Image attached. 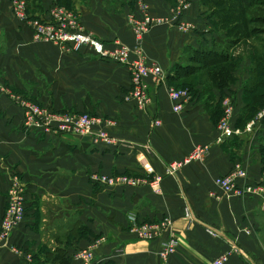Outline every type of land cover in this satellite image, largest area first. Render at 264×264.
<instances>
[{
    "label": "crops",
    "instance_id": "0c3cea01",
    "mask_svg": "<svg viewBox=\"0 0 264 264\" xmlns=\"http://www.w3.org/2000/svg\"><path fill=\"white\" fill-rule=\"evenodd\" d=\"M57 1L77 10L80 24L105 47L112 49L115 40L136 45L129 19L141 12L134 11V0ZM175 1L147 0L153 15L169 21L144 37L145 54L166 71V81L147 79L152 101L142 109L129 97L127 65L97 54L89 43L67 50L34 40L10 0H0V75L18 97L0 93V224L15 178L25 187L27 207L10 239L18 251L0 248V264H85L73 254L96 242L92 264H210L223 255L224 264H264V121L252 133L221 141L218 128L225 99L233 100L239 123L251 109L257 112L250 120L264 109V47L222 29L225 11L215 2L221 0H188L180 12ZM53 3L36 0L31 13L48 18ZM182 22L190 29L181 30ZM192 49H225L232 80L217 87L207 78L208 67L188 73L197 78L187 88L191 98L175 111L169 89L180 80L170 78L174 66H202L191 54L185 57ZM24 99L112 119L108 131L119 142L33 131L25 125ZM155 119L160 124L152 127ZM187 158L176 174L168 172L169 164ZM239 163L248 170L247 182H262L260 194L223 193L216 179ZM100 175L145 183L107 185ZM157 177L158 191L149 184ZM186 206L192 219L185 218ZM164 218L171 221L168 229L141 238L138 226ZM172 236L179 246L164 260L161 251Z\"/></svg>",
    "mask_w": 264,
    "mask_h": 264
},
{
    "label": "built area",
    "instance_id": "2783aa9c",
    "mask_svg": "<svg viewBox=\"0 0 264 264\" xmlns=\"http://www.w3.org/2000/svg\"><path fill=\"white\" fill-rule=\"evenodd\" d=\"M176 2L175 9L179 12L184 11L189 6L188 0H176ZM10 5L16 19L28 24L32 28L34 40L53 42L67 50L79 49L82 44L89 43L97 54L107 55L115 61L127 65L131 78L129 97L134 99L142 109H145L152 101L147 79H151L155 84H162L166 81V71L158 63L148 60L142 43L145 35L152 28L165 24L169 19L153 15L148 10L147 0H136V6L138 5L137 9L141 12V15L139 17L130 15L129 19L136 38V45L131 47L120 40H115L112 49L105 47L102 43L93 39L91 34L77 20L74 11L63 7L57 2H54L49 8L48 18L38 15L32 18L28 13L25 0H10ZM179 28L183 31L189 30L190 24L182 22ZM0 93H5L14 99L18 98L7 87L1 75ZM169 93L174 103L173 109L175 111H181L184 104L191 98V92L187 88L178 89L171 87ZM21 105L24 111L25 125L33 131L51 132L60 135L92 136L95 140L108 145H115L119 142L108 131V127L113 123L111 119L89 113L78 114L69 111L51 110L27 99L22 100ZM234 113L235 104L233 100L231 98L225 99L223 101V114L218 124L220 141L242 136L244 133H252L255 131L257 121H264V109H262L244 127H239L233 124ZM159 124L160 120L155 119L152 122V127ZM190 159L187 158L185 161H175L169 164L168 172L176 174L177 170L185 162L190 161ZM247 179L248 170L243 163H239L228 174L219 176L216 182L225 195L245 197L254 194L258 195L263 191L262 182L250 183L246 181ZM97 180L107 185H137L145 183L139 179L125 175H100L97 177ZM159 183L160 177H157V181L149 184L158 191ZM25 196V187L20 183L19 179L15 178L7 193L8 203L0 224V248L10 246L13 250L18 251V249L11 246L10 239L15 227L26 218L27 207ZM192 217L193 213L190 207L186 206L185 218L192 219ZM130 219L135 222L136 216H131ZM170 224L169 218H164L159 223H143L138 226L139 235L143 239H153L168 229ZM97 246L98 242L92 244L90 247L78 249L74 252L73 257L84 261L85 264H92L95 259V249ZM178 246V239L174 236L170 237L161 251L162 259L168 260L170 255L177 250ZM226 259L227 256L223 255L210 264H224Z\"/></svg>",
    "mask_w": 264,
    "mask_h": 264
},
{
    "label": "rangeland",
    "instance_id": "374dc122",
    "mask_svg": "<svg viewBox=\"0 0 264 264\" xmlns=\"http://www.w3.org/2000/svg\"><path fill=\"white\" fill-rule=\"evenodd\" d=\"M25 1L29 15H31L32 18H35L36 15L31 13L32 11L31 8H32V3L35 2L36 0H25ZM54 2L58 3L57 0H54ZM215 2L218 3V7L222 11H225V13L223 14V23L221 26L222 29H224L225 31L226 30L230 31L231 37L252 39L255 43L257 42L258 49L262 50V47H264V0H254L253 7L244 10L241 8V6L237 5V2L235 0H221ZM134 5L136 6V0H134ZM137 6L134 11H138ZM63 7L67 9H71L72 11H77L65 5H63ZM148 7H149L148 10L151 12L152 9L149 3H148ZM240 11H244V12L241 13ZM0 40L2 42V37L0 38ZM142 45L144 48V43H142ZM189 54H192V52L190 50L186 51L185 57L188 58ZM222 67H228L229 69H231L232 65L227 64V65H223ZM196 80L197 78L195 77L189 79L188 77L184 78L179 82H177L175 85L176 87L174 88H178V89L183 87L190 88V86L193 85ZM262 107H264V104L262 105Z\"/></svg>",
    "mask_w": 264,
    "mask_h": 264
},
{
    "label": "trees",
    "instance_id": "16d2710c",
    "mask_svg": "<svg viewBox=\"0 0 264 264\" xmlns=\"http://www.w3.org/2000/svg\"><path fill=\"white\" fill-rule=\"evenodd\" d=\"M238 1L243 10L249 9L254 5V0H238ZM191 52H192L191 56H193V58L202 61V66L191 68V66L177 63L174 66V74L170 76L172 81L181 80L182 78L187 77L188 73L191 74L192 72H196L200 68L208 67L207 78L211 82V84L217 87H224L228 83H230V81L232 80L231 69H229L228 67H220L222 66V64H227L228 62H230V55L225 49L217 50V51L215 49H198V50L192 49ZM210 68H215V69L210 71L209 70ZM251 110L253 112L249 113V119H244L240 121V123L238 121L239 119L237 121L234 120L236 122L234 123V125L239 127H244L247 121H249L256 114L255 112L257 110L255 109H251Z\"/></svg>",
    "mask_w": 264,
    "mask_h": 264
}]
</instances>
